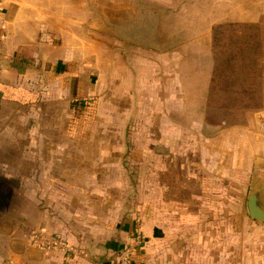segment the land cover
<instances>
[{"label":"crops","instance_id":"0c3cea01","mask_svg":"<svg viewBox=\"0 0 264 264\" xmlns=\"http://www.w3.org/2000/svg\"><path fill=\"white\" fill-rule=\"evenodd\" d=\"M114 1L119 11L114 35L121 43L107 52L75 34L62 46L56 43L57 0H0V127L9 137L13 129L19 152L33 156L24 157L28 160L19 168V203L13 211L18 236L9 223L0 228V264H107L137 225L145 245L135 264H169L172 243L165 227L171 211L177 212L178 234H186L197 229L202 213L217 214L218 200L233 199V194L219 197L218 148L244 147L245 162L260 167L257 173L264 177V130L216 129L203 140L192 130L205 118L216 29L262 23L264 0ZM85 3L67 0L59 9ZM126 9L145 11L122 18ZM146 25L153 26L147 45L120 34ZM108 83L114 109L106 121ZM154 114L161 122L158 136L166 141L161 208L152 194L154 183L143 191L126 163V155L136 154L127 144L131 120L152 121ZM14 119L17 128L10 124ZM111 121L114 128L107 127ZM190 122L195 125L185 127ZM170 153L178 154L177 162ZM256 187L264 206V178ZM31 229L61 237L72 250L39 249L28 240Z\"/></svg>","mask_w":264,"mask_h":264},{"label":"rangeland","instance_id":"374dc122","mask_svg":"<svg viewBox=\"0 0 264 264\" xmlns=\"http://www.w3.org/2000/svg\"><path fill=\"white\" fill-rule=\"evenodd\" d=\"M66 1L57 0V4L60 7L65 5ZM80 5L75 4L74 9L58 7L53 10L58 18V25L54 27V30H57L56 43L62 46L67 35L75 34L90 46L98 45L100 46L98 49L112 52L116 48L114 45L121 43L114 35L113 19L115 13L119 12L117 2L86 0L84 8H78ZM143 11L145 10L126 9L120 12L122 18H126L124 14L129 18L130 12L135 16L137 12ZM103 22L106 25H102ZM215 32L213 46L216 62L208 105L205 107V118L192 130L200 132L203 136L201 140L207 132L212 133L216 129L233 131L248 127L264 130V20L256 25L226 23L219 26ZM111 85L108 83L105 95V108L109 115L106 116V121L113 119ZM157 118L154 114L152 121H145L141 117L131 120L128 127L131 136L127 144L131 149H136V154L126 155V163L133 169L131 170L133 178L142 181L143 191L150 187V183H154L155 192L152 194L155 196V204L161 208L162 182L167 177L163 169L166 159L162 154L166 141L158 136L161 122L157 121ZM106 123H110L107 125L108 128L115 127L112 121ZM10 124L16 128L18 126L16 119ZM193 125L195 123H185V127ZM7 131L8 129L2 130L0 127V180L10 184L12 194L6 204H0V228H6L9 223L13 228L12 234L17 237L18 217L13 211H16L19 203L17 198L19 168L28 160L24 157L32 159L33 156L19 152V139L14 137L13 129L9 130L13 136L3 134L8 133ZM221 140H226L223 134ZM227 140L229 141V133ZM150 147H153L155 152H149ZM207 149L209 150V147ZM242 150L237 145L217 149L219 154L217 162L220 163L219 180L222 179L218 185L221 194L219 197L224 200L223 196L233 194V199L231 202L218 200L219 210L216 215L202 213L201 219L196 223L198 231L194 228L190 233L187 231L186 234H178L177 212L176 209L174 212L171 211L173 216L165 227L166 235L172 243L169 264H264V224L250 218L246 206L249 192L262 182L264 177L257 173L256 168L260 167L252 161L250 166L247 165L244 155L246 150L243 153ZM177 156L178 154L170 153L171 160L175 162ZM251 156L253 155L250 153L249 157ZM205 157L207 162L211 160L210 153L206 152ZM202 176L209 179L207 174ZM170 177L171 179L175 177L173 172ZM32 231L33 229L28 232L31 244Z\"/></svg>","mask_w":264,"mask_h":264},{"label":"built area","instance_id":"2783aa9c","mask_svg":"<svg viewBox=\"0 0 264 264\" xmlns=\"http://www.w3.org/2000/svg\"><path fill=\"white\" fill-rule=\"evenodd\" d=\"M1 10V3H0ZM3 57V46L0 42V59ZM29 238V237H28ZM30 239L33 245L45 252H54L56 250L62 249L71 251V247L68 243L56 235L46 236L39 231H32L30 233ZM145 245L144 234L140 225H137L134 233L129 238L128 243L121 248L107 264H135V254L142 250Z\"/></svg>","mask_w":264,"mask_h":264},{"label":"water","instance_id":"95a60500","mask_svg":"<svg viewBox=\"0 0 264 264\" xmlns=\"http://www.w3.org/2000/svg\"><path fill=\"white\" fill-rule=\"evenodd\" d=\"M128 31L121 32V36L136 43L147 45L151 41L153 26L146 25L139 27L137 30L135 29H127ZM119 31V30H118ZM1 181V180H0ZM9 182V181H8ZM261 189L260 187H256L254 190L251 191L247 206L249 215L254 220L260 221L264 223V206L262 205V200L260 198Z\"/></svg>","mask_w":264,"mask_h":264},{"label":"flooded vegetation","instance_id":"af4514ba","mask_svg":"<svg viewBox=\"0 0 264 264\" xmlns=\"http://www.w3.org/2000/svg\"><path fill=\"white\" fill-rule=\"evenodd\" d=\"M9 183L0 181V204H6L11 196L12 191L10 190Z\"/></svg>","mask_w":264,"mask_h":264}]
</instances>
